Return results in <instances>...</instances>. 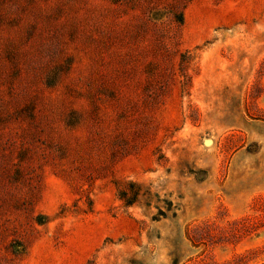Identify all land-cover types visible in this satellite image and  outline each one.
I'll return each instance as SVG.
<instances>
[{
  "label": "rangeland",
  "instance_id": "rangeland-1",
  "mask_svg": "<svg viewBox=\"0 0 264 264\" xmlns=\"http://www.w3.org/2000/svg\"><path fill=\"white\" fill-rule=\"evenodd\" d=\"M0 264H264V0H0Z\"/></svg>",
  "mask_w": 264,
  "mask_h": 264
},
{
  "label": "trees",
  "instance_id": "trees-1",
  "mask_svg": "<svg viewBox=\"0 0 264 264\" xmlns=\"http://www.w3.org/2000/svg\"><path fill=\"white\" fill-rule=\"evenodd\" d=\"M130 193H131L130 196H128L129 192L127 191V189L123 190L121 193L122 199H124L127 204H132L136 201V198L140 193V188H138V186L135 183H131Z\"/></svg>",
  "mask_w": 264,
  "mask_h": 264
}]
</instances>
